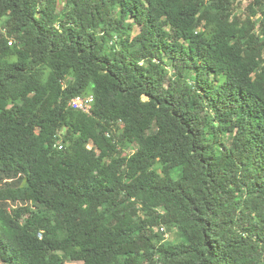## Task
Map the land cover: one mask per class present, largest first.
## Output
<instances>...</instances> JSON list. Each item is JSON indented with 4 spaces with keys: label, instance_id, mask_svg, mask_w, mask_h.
<instances>
[{
    "label": "trees",
    "instance_id": "16d2710c",
    "mask_svg": "<svg viewBox=\"0 0 264 264\" xmlns=\"http://www.w3.org/2000/svg\"><path fill=\"white\" fill-rule=\"evenodd\" d=\"M240 3L0 0L3 264H264V0Z\"/></svg>",
    "mask_w": 264,
    "mask_h": 264
},
{
    "label": "built area",
    "instance_id": "2783aa9c",
    "mask_svg": "<svg viewBox=\"0 0 264 264\" xmlns=\"http://www.w3.org/2000/svg\"><path fill=\"white\" fill-rule=\"evenodd\" d=\"M90 100L91 96L88 97ZM87 99L82 98L81 96H76L69 102V105L72 106L75 109H81L85 112H90L91 110V103L86 101ZM161 230H164V227L160 228Z\"/></svg>",
    "mask_w": 264,
    "mask_h": 264
},
{
    "label": "rangeland",
    "instance_id": "374dc122",
    "mask_svg": "<svg viewBox=\"0 0 264 264\" xmlns=\"http://www.w3.org/2000/svg\"><path fill=\"white\" fill-rule=\"evenodd\" d=\"M249 0H241V3L238 4V5H246V3L248 2ZM165 239H169V240H173V241H177L179 239V235L177 233V231H172V232H167L165 234ZM0 264H3L1 261H0ZM64 264H82L81 261H75V260H67Z\"/></svg>",
    "mask_w": 264,
    "mask_h": 264
}]
</instances>
